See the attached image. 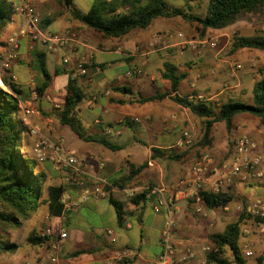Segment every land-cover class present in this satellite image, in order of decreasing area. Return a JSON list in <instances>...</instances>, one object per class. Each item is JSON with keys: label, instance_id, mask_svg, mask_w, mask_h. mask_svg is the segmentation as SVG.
Listing matches in <instances>:
<instances>
[{"label": "crops", "instance_id": "obj_1", "mask_svg": "<svg viewBox=\"0 0 264 264\" xmlns=\"http://www.w3.org/2000/svg\"><path fill=\"white\" fill-rule=\"evenodd\" d=\"M27 1L40 14L41 21L49 19L45 17V10L41 8L45 0ZM98 1L99 4L115 7L117 14L128 13V9L122 6V0ZM165 1L173 8L193 14L195 8L208 4V0ZM70 23L74 26L73 32H78L77 44L50 53L40 43H32L29 38H24L19 52L27 61L13 64L8 68L9 75L16 78L15 82L23 91L22 107H34L41 113L30 116L28 120V131L23 134L24 153L30 157L33 155L35 138L31 136L30 129L38 127L49 134L45 119L52 117L56 121L57 130L50 135L51 140L56 143L61 141L64 151L74 154L78 160L79 171H57L49 162L39 164V170L48 175V183L44 190L45 199H48L51 187H60L63 188L64 194L70 196L78 205L69 213L65 225L68 239L61 264H120L114 260V254L124 248L136 251L137 257L132 264L155 263L162 253L161 233L169 207L174 212L176 222L173 240L178 254L194 251L197 259L190 264L205 262L207 255L203 253V247L209 243V236L222 233L230 224L227 222L230 216L235 219L239 217L237 210L239 203L236 197L241 192L238 187L241 183L235 182L228 187L229 191L223 190L235 199V202L230 204L229 212L207 210L204 217L196 212L197 206L201 205L192 197L191 185L181 187L180 182L187 178L196 161L209 154L213 156V164L205 180V189L212 190L224 166L233 156L234 148L230 142L233 140L234 132L238 131L262 143L264 127L256 117L239 116L235 119L236 129L231 135L228 134L224 123L215 125L213 147L203 150L201 157L197 150L193 149L181 162H170L161 158L153 160L152 148L175 149L178 154H183L187 149L176 145L184 131L189 130L193 142L196 143L201 134L200 120L169 97L145 105L132 104L131 101L136 99L139 93L144 96L154 95L156 93L154 89L159 84L165 89L160 92L170 90V83L162 78L164 65L168 63L175 65L179 73L180 68L185 70L181 74L187 76L185 81L188 83L186 85L182 83L180 87L182 92L178 93L180 97H191L196 94L220 97L225 94L223 100H235L237 92L243 90V81H238V76L232 69L230 78L235 83L228 87L227 71L228 67L232 66L228 61L220 60L219 53L209 47L201 48V52L197 53L181 45L183 41H192L194 31L199 30L196 25L189 24L180 17L159 18L148 29L135 30L121 39H105L76 19ZM22 24L23 18L19 14L14 16L10 24L12 29L10 31V26L8 27L6 37L18 31ZM55 24L53 22L45 30H41L46 33L60 31ZM34 49L46 54L47 69L51 76L47 94L39 101H35L32 95L38 83L31 67V52ZM79 56L88 59L89 74L87 77L77 79L87 95L79 106L78 116L81 118L95 116V132L91 135L107 139L119 148L117 151L86 142L71 130L76 136L73 137L71 133L62 129L56 118L58 112L55 105L63 106L67 96L66 89L64 93L62 90H56V77L63 73L68 76L69 81L70 74L63 65V59L69 57L74 65ZM125 87L130 88L132 92L115 90ZM148 87L150 92L145 94ZM95 98L97 100L94 101ZM127 120L132 127L126 123ZM140 127L151 142L137 138ZM108 128L112 129L110 135L106 134ZM133 131L135 133L132 135ZM217 133L221 136L220 140ZM144 163H148V168L136 180L135 186L118 188L112 184L127 176L131 165L139 166ZM254 186L255 184L245 186L243 195L251 200L264 199V188ZM105 187H109V190ZM95 188L103 189L105 195L99 199L93 196L82 199L85 189ZM130 189H136L138 193L151 189L148 201L145 204H135L128 195ZM110 198L123 205L125 220L122 223L109 201ZM159 201L163 205L157 213L155 205ZM52 225L56 234L59 228L56 218H53ZM108 230H112L117 237L115 245L109 242L106 234ZM81 253L84 255H80Z\"/></svg>", "mask_w": 264, "mask_h": 264}, {"label": "trees", "instance_id": "obj_2", "mask_svg": "<svg viewBox=\"0 0 264 264\" xmlns=\"http://www.w3.org/2000/svg\"><path fill=\"white\" fill-rule=\"evenodd\" d=\"M64 3L69 8L73 0H64ZM16 5L15 0H0V47H5L3 39L13 17L17 15ZM122 6L128 9V13L117 14L115 7L100 3L85 14L74 11L73 16L105 39H121L135 30L148 29L159 18L180 17L185 22L196 25L204 35L208 30H223L236 25L249 15L264 12V0H208L206 14L203 17L173 8L165 0H122ZM105 15L107 17H104ZM52 22L51 19L41 21L40 28L45 30ZM245 49L264 52V35L235 36L231 53L235 55ZM31 62L32 70L37 79H40L33 91L37 94V101H39L45 98L51 83L46 54L39 49H34L31 52ZM9 73L7 69L3 71L1 74L3 87L0 85V256H11L18 251L19 246L10 241V234L12 231L22 228L41 207L47 205L52 218L60 216L62 212L61 198L64 194L63 188L51 187L48 199L44 197L48 175L39 170L38 161L24 153L23 134L28 129L20 117L23 91ZM262 75V78L253 84L252 104H245L234 99L211 104L189 100V96L180 97L178 93L187 76L179 73L175 65L165 64L162 78L170 83V90L156 92L151 96L139 93L131 103L145 105L163 101L169 97L200 120L201 134L198 141L183 154H178L175 149L152 148V159L161 158L170 162H181L193 149H196L201 157L203 150L213 147L215 125L224 123L228 134L231 135L236 129L235 119L239 116L256 117L264 127V74ZM66 90L67 96L62 111H59L56 116L59 123L68 127L86 142L96 143L112 151H117L119 148L107 139L88 136L82 130L80 122L76 120L75 116L78 115L79 106L87 96L79 82L69 79ZM115 90L132 92L127 87ZM126 123L132 127L129 120ZM138 142L146 145L142 141ZM230 145L234 148L235 141L232 140ZM147 168L148 163L139 166L131 165L129 174L112 184L118 188L133 187ZM106 189L109 190V187ZM150 193L151 189L138 193L133 198L134 203L145 204ZM197 198L202 201L204 207L213 210L230 205L234 201L229 193H215L210 189H202L197 192L195 199ZM109 201L116 209L119 221L122 223L125 220L123 205L112 198ZM251 219L252 217L246 212H242L238 219L228 224L222 233L209 236L208 244L217 247L220 254H208L206 264H245L241 247L242 230L246 222ZM254 221L258 226H264V219L256 218ZM54 238L55 233L51 236L46 233L42 236L33 233L29 240L33 245H49ZM226 248L230 249L233 256L230 261L223 258ZM135 259H127L121 264H132ZM259 264H264L263 259H259Z\"/></svg>", "mask_w": 264, "mask_h": 264}, {"label": "built area", "instance_id": "obj_3", "mask_svg": "<svg viewBox=\"0 0 264 264\" xmlns=\"http://www.w3.org/2000/svg\"><path fill=\"white\" fill-rule=\"evenodd\" d=\"M17 14L23 18L22 27L11 34L6 40V45L0 53V69H8L12 64H17L25 61V57L19 52L21 41L24 38H29L32 43H40L46 47L50 53L57 52L65 49L72 44L79 42V36L76 32H72L67 36H58L52 33H46L41 30V16L36 11L34 6L27 0H19L16 5ZM182 46L189 47L194 52H201V48L209 47L211 49L218 48L217 39H193L192 41H183ZM88 59L85 56H79L76 63L73 65L71 59L66 57L63 59V65L70 74V79L77 80L82 77H87L89 74ZM242 66L240 64L235 66V72L240 70ZM13 80H16L13 77ZM0 81L1 74H0ZM33 99L38 100L37 94L34 92ZM97 98L94 99V101ZM189 100L218 104L220 103L219 96H208L206 94H196L189 97ZM61 105H55L56 111H62ZM41 115L39 109L34 107H22L20 110V117L24 124L28 125L30 116ZM47 130L49 134L44 133L38 127H32L30 134L35 138L32 157L38 161V163H51L57 171H79L78 160L72 153H67L62 147V142H53L50 135L56 132V121L52 117H47ZM138 121V120H135ZM112 129H106V134L110 135ZM194 144L192 135L189 130L184 131L182 138L177 143L176 147L190 148ZM213 164V158L208 154L205 155L201 160L196 161L187 178H184L180 182L181 187L190 186L192 187V197L200 190L205 189L206 177L210 172V166ZM103 166V165H101ZM235 182L241 184H256L264 187V141L262 143L257 142L249 136H241L235 141L234 153L230 161L224 166L222 173L219 176L218 181L212 188L215 193H224V189L233 185ZM106 188V187H105ZM138 194L136 189H130L128 195L130 198H134ZM105 193L101 188L85 189L83 192L82 199H86L89 196H93L97 199L104 196ZM197 203L201 206H197L196 212L198 215L206 216L207 210L204 209L202 201L197 198ZM62 212L60 216L56 217L59 228L55 234V238L50 242L49 249L50 253V264H61L62 255L64 253L65 243L68 239V232L66 229V222L68 220L69 213L74 207H77V203L66 194H63L61 198ZM163 204L159 201L155 205V211L160 212ZM239 212H246L253 219H264V199L262 200H249L246 204L238 206ZM217 211L229 212L230 205L221 207ZM176 222L174 218V212L169 207L167 209V218L161 233V248L162 253L153 264H190L197 259V254L194 251H188L183 255H179L174 245V231ZM264 231V226H261ZM46 234L51 236L54 234L52 229H48ZM109 242L112 245L117 243V237L112 230L106 232ZM249 234V229L243 228L242 237ZM246 257L253 256V250L250 243L245 244L242 248ZM203 253L208 254H220L219 249L213 245L207 244L203 247ZM137 257V253L134 249L124 248L114 254V260L118 263H122L127 259H134ZM200 264H206L202 262Z\"/></svg>", "mask_w": 264, "mask_h": 264}, {"label": "rangeland", "instance_id": "obj_4", "mask_svg": "<svg viewBox=\"0 0 264 264\" xmlns=\"http://www.w3.org/2000/svg\"><path fill=\"white\" fill-rule=\"evenodd\" d=\"M44 0H40L42 2ZM45 4V5H44ZM41 8L45 10V17H48L53 22H55V27L57 30L51 32L54 35L58 36H67L74 31V26L70 23L71 20L75 19L73 16L74 11H78L81 14H85L92 6L99 5L98 0H74L69 8L65 6L64 0H45ZM67 8V9H66ZM207 6H202L201 8H195L194 13L198 16H205ZM49 10V11H48ZM67 11V12H66ZM104 17H107L106 15ZM52 22V23H53ZM11 24V23H10ZM9 24V30L11 31V25ZM61 25V27H60ZM78 33V32H77ZM7 34V33H6ZM194 37L192 39H217L218 48L213 49L216 53H219V59L223 61H228L232 66L228 67L227 73L229 74V79L227 80L228 87L234 84V80L230 78V73L232 69L235 70V66L240 64L242 68L236 71L238 76V81H243V90H239L235 100L243 102L245 104H252V87L256 80L262 78L264 74V52L256 50H242L237 54L233 55L231 53V46L234 40V37L239 36H254V35H264V12L258 13L255 15H249L244 20L238 22L236 25L223 30H210L207 31L204 35L199 33V31H194ZM79 36V35H78ZM200 37V38H199ZM8 37H4L3 42L6 43ZM6 45V44H5ZM4 49L0 47V53ZM27 59L25 58V63ZM13 65V64H12ZM1 67V65H0ZM8 70V69H7ZM180 73L184 72L183 68H180ZM5 69H0V74L3 73ZM55 79V78H54ZM38 80H40L38 78ZM16 81V80H14ZM230 81V83H229ZM188 81H184L183 85H186ZM51 84V83H50ZM68 84V76L66 74H59L56 77V90L65 92L66 86ZM0 85L3 87L2 81ZM149 87L146 89L145 94H149ZM160 90H165L160 84L155 87V92H160ZM180 92H182L180 90ZM225 98V94L220 96L221 101ZM225 101H228L226 99ZM58 112V111H56ZM97 117V116H96ZM253 117V116H252ZM76 120L80 122L82 130L88 135L93 136L94 130V120L95 116L90 115L89 117L81 118L78 115L75 116ZM257 119V118H256ZM57 125V124H56ZM141 126V125H140ZM71 133L73 137H76L75 134L67 127L62 126V129ZM218 131V130H217ZM139 134L137 138L142 139L148 142L150 139L147 134H144L142 128H139ZM134 131L131 133L133 135ZM243 135L238 131H235L233 134V140L237 141L238 138ZM217 137L220 140L221 136L217 133ZM252 138V137H251ZM154 141V139H152ZM151 142V140L149 141ZM93 145V144H92ZM213 157V156H212ZM208 176V175H207ZM248 184H241V192L237 195L236 201L239 205L246 204L247 201L251 200L248 197L244 196V188ZM255 186L259 188H264L260 185ZM254 186V187H255ZM226 190L229 191L227 187ZM238 193V192H237ZM253 200H262V199H253ZM235 202H232V204ZM241 212H239L240 215ZM253 219V218H252ZM248 220L246 225L243 228L249 229V234L241 238V247L243 248L245 244L250 243L253 250L252 257H246L243 252V258L245 264H259V259H263L264 263V231H262L261 226H258L254 219ZM235 217H229L228 223L235 222ZM53 218L50 217L47 206L41 207L38 212L33 216V218L26 222L24 226L20 229L12 231L10 234V241L19 246L18 251L11 256H0V264H50V253L49 245H33L29 240L33 233H37L42 236L48 229H53L52 225ZM243 251V250H242ZM80 255H84L81 253ZM87 257V256H85ZM223 258L225 260H232L233 256L229 248H226L223 253ZM236 264V263H232Z\"/></svg>", "mask_w": 264, "mask_h": 264}]
</instances>
